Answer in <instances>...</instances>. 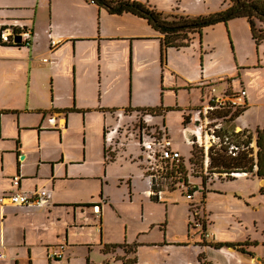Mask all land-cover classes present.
Wrapping results in <instances>:
<instances>
[{
	"label": "crops",
	"instance_id": "1",
	"mask_svg": "<svg viewBox=\"0 0 264 264\" xmlns=\"http://www.w3.org/2000/svg\"><path fill=\"white\" fill-rule=\"evenodd\" d=\"M173 6L174 0L156 2V8L165 12L173 11ZM234 23L246 26L249 40L256 48L259 45L244 17L229 20L239 59L236 43L240 49L243 45L234 41ZM5 28L17 32L29 28L32 34L29 46L0 39V194L14 189L12 177L19 174L20 191L32 194L39 190L47 197L42 205H0V251L5 253L0 264H93V246L100 248L105 258H100L102 264H124L122 257H136L131 255L136 248L134 252L123 247L101 250L104 244H123L113 242L105 232L107 211L112 212L116 204L104 186V162L110 160L105 155L106 126L115 122L117 113L137 112L136 108L143 106L181 109L177 102L166 100L165 86L174 92L197 86L206 93L189 104L188 110H193L185 113V118L190 115L188 119L197 122L198 131V118H202L200 123L221 122L235 131L248 128L253 132L250 145H256L255 128L237 121L235 111L226 112L229 108L245 111L247 92L245 97L239 96L240 105H215V97L226 95L224 91L216 96V79L223 71L215 46L201 48L200 61L194 55L186 59V52L178 60L174 47L166 49L163 59L161 34L143 17L127 12L111 14L93 0H0V34ZM246 53L239 52L240 57ZM235 78L242 80V75L226 79L232 83ZM158 94L162 96L158 98ZM50 115L54 122L47 120ZM93 126L98 136H103L102 143L93 142ZM198 131L193 128L189 136ZM250 145L248 156L240 162L215 150L207 155L204 167L213 172L245 170ZM256 151L257 145L255 157ZM221 157H225L223 161ZM227 160L236 164L225 163ZM210 177L205 179V197ZM197 178L201 181L199 176L192 177ZM194 183L201 188V183ZM95 204L100 206L99 214L93 211ZM124 226L127 233L128 223ZM211 237H215L213 232ZM143 242L148 246L161 244ZM60 245L64 246L62 255L49 257ZM200 254L202 264L214 261L206 251ZM152 259L137 256L133 264H157ZM175 264L187 262L181 258Z\"/></svg>",
	"mask_w": 264,
	"mask_h": 264
},
{
	"label": "rangeland",
	"instance_id": "2",
	"mask_svg": "<svg viewBox=\"0 0 264 264\" xmlns=\"http://www.w3.org/2000/svg\"><path fill=\"white\" fill-rule=\"evenodd\" d=\"M163 1L165 0L144 2L156 7V2L160 4ZM220 5L221 7L217 8ZM225 6H227V0H174L173 9L192 15L191 12L200 11L198 14H204ZM227 24L228 22H218L208 26L202 30L201 35H194L193 42L191 40L192 43L190 42L187 47L173 49L177 52L178 60H180L182 52H186V59L189 60L194 55L200 61L201 48L209 49V47L215 46L214 50L219 51L218 60L222 63L223 71L222 76L216 79V96L222 95L224 91L240 92L245 89L249 95V105L246 106L245 111L229 108L226 112L235 111L236 114H239L237 121L244 124L248 122L249 126L256 129L264 124V42L256 48L249 40L246 26L237 27L234 23L232 26L234 41L239 40L243 45L240 49V45L238 42L236 43L238 59ZM242 51L248 53L240 57L239 52ZM255 53L257 57H255ZM247 56L249 59L246 58ZM216 58L214 57V60ZM239 74L242 75V80L235 78V81L230 83L226 79L233 76L238 77ZM202 90L201 87L189 86L185 89L178 88L174 92L171 87H163L166 100L177 102L181 105V109L169 110L170 112L165 116L153 115L152 125L156 124L162 130L167 128L169 139L174 147L181 152L188 167L193 142L198 148L200 147L196 137L189 136L193 128L194 131H198L197 122L194 119H188L190 115H187L185 124V113L193 110L191 108L188 110L189 104L200 99L203 94L206 95ZM161 96L162 94H158V98ZM251 100H253L252 103ZM140 114V111H121L116 114L115 122L106 126L105 144L110 147L107 150L105 146V155L110 160L107 159L104 162L107 167L104 186L116 202L112 212L108 213L107 211L106 214V237L116 243L126 245L136 243L137 251L131 255L139 256L141 260L152 257V260L157 264H175L181 258L187 264H202L199 261V254L203 251H206L212 260L221 264H241L238 262V255L243 257L242 264H264V240L262 241L264 238V181L262 179L264 178H260L254 172L255 175H253L250 170L248 171V166L245 169L248 176L221 177L209 172L211 177L206 183L204 203L198 204L201 205L199 213L209 219L208 231L211 235L212 232L215 235L210 239L241 241L249 238L257 240L259 244L249 245L248 249L253 252L252 254H244L232 248L229 250L226 246L203 248L198 234L199 228L190 225V222H194L195 215L189 209L191 198L186 195V189L178 187V182L172 188L171 180H164L161 188L164 190V197L159 200L149 198L150 193L148 194L147 190L152 189V179L147 173V153L141 149L137 138L138 130L134 127V123L140 117L144 118ZM117 123L120 124L123 131L113 134V141L110 142L112 135L110 129L116 127ZM204 126L206 129V125ZM151 128L153 131L156 130L155 126H151ZM96 132L97 127L93 126V142L101 140L102 143L103 136H98ZM146 137L149 138V135ZM251 156L252 153L249 151V166L256 160L255 156ZM223 160L221 157L220 161ZM225 163L236 164L228 160ZM236 170L243 171L242 168ZM191 180L193 183L197 181L201 183L198 178L195 180L191 178ZM194 184L197 185V183ZM200 191L194 193L193 200H200ZM117 209L120 212H117ZM124 222L128 223L127 233ZM192 235L196 240L192 239ZM164 236L167 240H164ZM143 241H161V244L148 246ZM176 243H180V245ZM84 248L86 249V247ZM76 257L80 259L82 252ZM258 257L260 259L257 260ZM100 258L105 259L102 258L100 248L93 246V264H102Z\"/></svg>",
	"mask_w": 264,
	"mask_h": 264
},
{
	"label": "built area",
	"instance_id": "3",
	"mask_svg": "<svg viewBox=\"0 0 264 264\" xmlns=\"http://www.w3.org/2000/svg\"><path fill=\"white\" fill-rule=\"evenodd\" d=\"M31 34L32 30L29 28H22L18 32L5 28L0 34V39L2 42L10 44H24L26 46H29L31 44ZM17 35L21 37L20 41L17 40ZM239 96H246L245 89H242L240 92H226V95L224 97H215V105H240V102L238 101ZM140 115L144 116V118L140 117L137 122L134 123V127L138 130L137 138L141 145V149H143L147 153V173L152 179V189H149L150 195L159 200L160 198L164 197V190L161 189L164 180H171L172 188H174L176 186L175 184L178 182V187L186 189V195L195 202V204L193 205V210H191L195 215L194 222H190V225L194 228H199L198 234L200 237V241H206L210 239L211 233L208 231L209 219L205 215H201L199 213V208H201V205L198 204L199 201H195L192 199L194 193L200 191L199 186L194 184L191 180V178L193 177L192 169L190 168V166H187L181 152L174 147L172 141L169 139L167 128L165 127V130H162L160 127H158V125H152L153 115L150 113H141ZM201 119L202 118H198L199 131L195 134V137L199 147L203 150L204 161L207 159L208 155V143L210 144V152L214 151V149L224 151L229 155V157L233 158L234 160H241L243 157V153L247 149V146L237 142V137L234 133L238 130L235 131L229 129L225 127L221 122L210 124L211 121H208L207 123H200ZM47 120L50 122H54L55 117L53 115H50ZM204 125H206V129ZM151 126H155L156 130L153 131ZM120 128V126H116L110 129V131L112 132V135L110 136V142L113 141V134L120 132ZM146 135H149V138H147ZM243 136H245V134ZM109 147L110 145L106 146L107 150ZM254 167L256 168V165H254ZM210 171L211 170L209 168L204 167L201 173L209 176ZM211 172L212 174H216L213 171ZM223 174L232 176H248L247 171H245L244 169L241 172L233 170L224 172ZM20 180L21 177L19 174H15L12 177L11 182L14 189L12 191L0 194V205L25 206L31 204H44L47 194H44L39 190H35L32 194H27L20 191ZM93 211L94 213L99 214L100 206L98 204L93 205ZM191 237L192 239L196 240L194 235H192ZM63 248L64 246L60 245L58 247V250L50 251L49 257L55 258L57 256H61ZM4 256L5 253L3 251H0V257ZM239 263L242 264V262ZM207 264L220 263L210 261Z\"/></svg>",
	"mask_w": 264,
	"mask_h": 264
},
{
	"label": "trees",
	"instance_id": "4",
	"mask_svg": "<svg viewBox=\"0 0 264 264\" xmlns=\"http://www.w3.org/2000/svg\"><path fill=\"white\" fill-rule=\"evenodd\" d=\"M100 7L105 8L111 14L132 13L139 17H143L151 27L161 34L162 55L165 57V51L168 47L180 49L190 44L194 35H201L205 27L212 26L218 22L227 23L236 17H244L249 23L251 36L256 44L260 45L264 42V0H227V6L224 8L197 15H190L176 10L165 12L157 9L140 0H93ZM175 106H143L136 108L141 113H150L152 115H162L164 111L175 109ZM186 119V118H185ZM237 142L245 146H249L253 140V132L250 129H240L234 133ZM245 134V136H243ZM255 141L257 145L256 160L248 165V171L254 170V173L260 178H264V124L255 129ZM225 150V148H224ZM254 165L256 168L254 169ZM189 166L193 171V176L201 178V198L199 203H203L205 197V179L208 175L202 174L204 168L203 150L198 148L193 142L191 155L189 157ZM225 171V170H224ZM215 172V171H214ZM229 172V171H225ZM221 177H233L232 175H224V172H215ZM151 199H156L150 195ZM194 201L190 200L189 209L193 210ZM199 207V206H198ZM201 244L210 245L215 248L223 246L232 247L243 253H253L249 251V245H258L257 240L249 238L241 241H200ZM136 244H104L102 251L114 250L116 247H123L126 251H135ZM201 254H199L200 256ZM124 264H133L136 257L121 258Z\"/></svg>",
	"mask_w": 264,
	"mask_h": 264
},
{
	"label": "bare ground",
	"instance_id": "5",
	"mask_svg": "<svg viewBox=\"0 0 264 264\" xmlns=\"http://www.w3.org/2000/svg\"><path fill=\"white\" fill-rule=\"evenodd\" d=\"M255 149H256V146L254 145V143H252L251 145H250V147H249V151L252 153V156L251 157H254V153H255ZM211 150H210V144L208 143V157H209V155H210V152ZM245 153H247V154H245ZM243 156L244 157H247L248 156V151L246 150L244 153H243ZM230 250V249H229ZM239 257H238V262H243V257H242V255H238Z\"/></svg>",
	"mask_w": 264,
	"mask_h": 264
},
{
	"label": "water",
	"instance_id": "6",
	"mask_svg": "<svg viewBox=\"0 0 264 264\" xmlns=\"http://www.w3.org/2000/svg\"><path fill=\"white\" fill-rule=\"evenodd\" d=\"M17 40H20L21 37L19 35L16 36ZM229 248H232V247H229ZM233 249V248H232ZM260 259L259 257L257 258V260ZM260 262V261H259ZM261 263V262H260Z\"/></svg>",
	"mask_w": 264,
	"mask_h": 264
}]
</instances>
